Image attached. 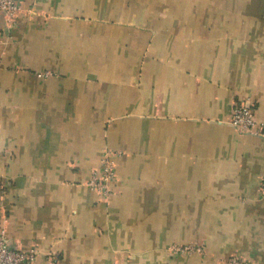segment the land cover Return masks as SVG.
I'll list each match as a JSON object with an SVG mask.
<instances>
[{
    "label": "crops",
    "instance_id": "1",
    "mask_svg": "<svg viewBox=\"0 0 264 264\" xmlns=\"http://www.w3.org/2000/svg\"><path fill=\"white\" fill-rule=\"evenodd\" d=\"M239 100L264 122V0H23L0 17L8 243L32 264H264V139L227 124Z\"/></svg>",
    "mask_w": 264,
    "mask_h": 264
},
{
    "label": "built area",
    "instance_id": "2",
    "mask_svg": "<svg viewBox=\"0 0 264 264\" xmlns=\"http://www.w3.org/2000/svg\"><path fill=\"white\" fill-rule=\"evenodd\" d=\"M23 0H0V17L7 22H12L21 11ZM50 71H43L37 74L39 78H47ZM228 125L233 127L238 133L259 137L264 139V122L258 121L255 112L248 100H239L232 108ZM119 152L105 150L100 158L98 168L91 172L90 178L86 181V186L97 194L102 200L108 199L114 192L113 183L117 178L116 157ZM258 194L264 199V176L258 181ZM168 252L174 255L203 254V249L194 244L172 245ZM37 257L35 245H31L25 250L16 249L10 246L4 228L0 229V264H32ZM50 260H55L56 255H50ZM219 264H251L240 254L234 253Z\"/></svg>",
    "mask_w": 264,
    "mask_h": 264
},
{
    "label": "rangeland",
    "instance_id": "3",
    "mask_svg": "<svg viewBox=\"0 0 264 264\" xmlns=\"http://www.w3.org/2000/svg\"><path fill=\"white\" fill-rule=\"evenodd\" d=\"M169 253V252H168ZM170 254V253H169ZM170 255H172V254H170ZM173 256V255H172ZM177 256H183V255H177ZM185 256H187V255H185ZM174 257H176V255H174Z\"/></svg>",
    "mask_w": 264,
    "mask_h": 264
}]
</instances>
